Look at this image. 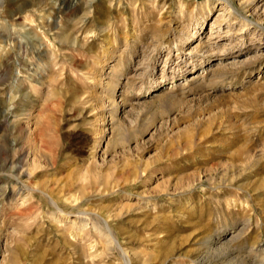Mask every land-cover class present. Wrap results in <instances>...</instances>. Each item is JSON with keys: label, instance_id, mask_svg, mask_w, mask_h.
<instances>
[{"label": "rangeland", "instance_id": "rangeland-1", "mask_svg": "<svg viewBox=\"0 0 264 264\" xmlns=\"http://www.w3.org/2000/svg\"><path fill=\"white\" fill-rule=\"evenodd\" d=\"M0 264H264V0H0Z\"/></svg>", "mask_w": 264, "mask_h": 264}]
</instances>
